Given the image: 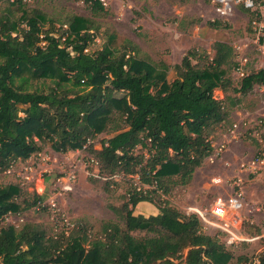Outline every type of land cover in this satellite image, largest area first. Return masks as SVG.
I'll return each mask as SVG.
<instances>
[{
	"label": "trees",
	"instance_id": "16d2710c",
	"mask_svg": "<svg viewBox=\"0 0 264 264\" xmlns=\"http://www.w3.org/2000/svg\"><path fill=\"white\" fill-rule=\"evenodd\" d=\"M79 1L94 12L104 10L100 0ZM10 3L21 7L23 0ZM8 13L0 17V168L50 144L59 154L89 149L99 178L137 176L139 184L113 209L119 221L104 223L100 236H91L83 224L67 237H48L33 225L2 227L0 264H264V250L255 259L236 257L220 236L203 232L199 217L166 199L211 156L210 132L227 124L244 96L264 87V68L244 75L235 88L233 48L218 41L210 57L190 50L175 66L179 77L164 84L165 74L140 59L129 41L121 49L89 53L95 35L87 18L73 16L56 37L43 31L37 12H23L19 20L11 19L10 8ZM42 78L51 84L34 88L31 81ZM215 91L224 98H215ZM102 134L110 137L95 149ZM138 147L151 153L145 164ZM23 197L20 186L0 184V222L9 214L47 209L42 196ZM141 203L154 204L159 213L135 215Z\"/></svg>",
	"mask_w": 264,
	"mask_h": 264
},
{
	"label": "rangeland",
	"instance_id": "374dc122",
	"mask_svg": "<svg viewBox=\"0 0 264 264\" xmlns=\"http://www.w3.org/2000/svg\"><path fill=\"white\" fill-rule=\"evenodd\" d=\"M14 1L0 0V17L9 14L8 8L14 11L12 20H19L23 12L29 15L37 12L44 18L43 31L51 30L56 37L67 30V21L73 16L87 18L93 23L95 35L89 53L105 46L121 49L129 41L137 47L140 59L165 74L164 84L179 77L175 66L181 65L190 50L210 57L218 41L233 48L234 62L238 64L231 72L235 88L244 75L264 66V53L260 50V44L264 43V0H256L254 14L244 12L241 6L223 13L215 0H100L104 7L100 12L92 11L79 0H23L21 7L11 8L10 2ZM215 21L222 26L214 28L211 24ZM194 63L202 64L199 60ZM31 82L34 88L41 89L51 84L50 79L43 78ZM214 97L223 99L224 94L215 91ZM230 117L227 124L210 132L211 156L187 185L175 188L166 199L189 216L196 215L194 211L198 209L210 211L219 197L241 195L244 207L232 243L228 242L232 235L223 232L212 216L208 215L207 222L200 219V223L204 233L220 236V241L236 257L247 255L255 259L264 250V87L256 86L244 96ZM109 137L98 136L95 149H101L100 141ZM135 153L143 156L144 164L151 156L142 147ZM93 158L89 149L59 154L50 144H44L30 159L12 162L8 169L0 168V184L20 186L25 192L21 200L42 196L45 198L42 207L47 206L46 210L37 207L22 214H9L0 222V229L33 225L48 237L61 232L67 237L83 224L92 230L91 236H100L104 223L119 221L113 209L121 208L126 193L139 182L137 176L99 178ZM156 209L154 204L143 203L135 208L134 214L150 216L158 212Z\"/></svg>",
	"mask_w": 264,
	"mask_h": 264
},
{
	"label": "built area",
	"instance_id": "2783aa9c",
	"mask_svg": "<svg viewBox=\"0 0 264 264\" xmlns=\"http://www.w3.org/2000/svg\"><path fill=\"white\" fill-rule=\"evenodd\" d=\"M220 6L223 13H230L234 6L243 5L248 9H255L256 5L254 0H215ZM260 37L261 32L259 30ZM260 50L264 53V43L260 44ZM220 181V180H216ZM52 205V204H51ZM55 207V205H52ZM244 205L241 199V195H231L227 198L219 197L215 200L210 211L195 210L194 213L203 221L207 222L208 215L212 216L219 222V228L225 232L231 234V238L228 241L232 243L235 240L233 231L238 221L239 213L242 211Z\"/></svg>",
	"mask_w": 264,
	"mask_h": 264
},
{
	"label": "crops",
	"instance_id": "0c3cea01",
	"mask_svg": "<svg viewBox=\"0 0 264 264\" xmlns=\"http://www.w3.org/2000/svg\"><path fill=\"white\" fill-rule=\"evenodd\" d=\"M260 68H264V66L263 67H260ZM260 68H258V69H260ZM141 204H143V203H141ZM146 209H150L148 206L146 207ZM157 210V209H156ZM158 211V210H157ZM159 213V211L157 212V213H154V214H152V215H157Z\"/></svg>",
	"mask_w": 264,
	"mask_h": 264
}]
</instances>
